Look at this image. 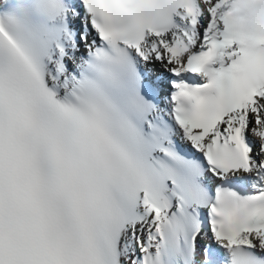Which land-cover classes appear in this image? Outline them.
Instances as JSON below:
<instances>
[{
  "label": "snow or ice",
  "instance_id": "obj_1",
  "mask_svg": "<svg viewBox=\"0 0 264 264\" xmlns=\"http://www.w3.org/2000/svg\"><path fill=\"white\" fill-rule=\"evenodd\" d=\"M0 264H264V0H0Z\"/></svg>",
  "mask_w": 264,
  "mask_h": 264
}]
</instances>
